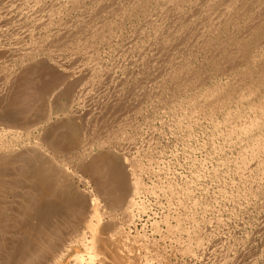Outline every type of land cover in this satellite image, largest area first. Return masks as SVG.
Returning <instances> with one entry per match:
<instances>
[{
  "label": "bare ground",
  "instance_id": "1",
  "mask_svg": "<svg viewBox=\"0 0 264 264\" xmlns=\"http://www.w3.org/2000/svg\"><path fill=\"white\" fill-rule=\"evenodd\" d=\"M5 1L6 4L4 0H0V8L6 7L7 2L8 4L10 2ZM30 1L33 0H28V2ZM53 2L55 4V1ZM17 3L15 1L14 4ZM31 5L30 8L35 7H31ZM38 6L40 7L39 4ZM27 8L25 9L27 10ZM42 8L40 7L39 10ZM8 9L7 7V11ZM60 9L68 13L64 12L65 16L74 10H77L78 13L79 10L80 18L76 19L77 29L75 32H72L74 29L70 30L75 27L69 28L72 26L70 25L72 23L68 24L70 21L53 22L55 14ZM31 10L34 11L33 8ZM39 10L38 12H41ZM42 10L48 13L49 9L44 7ZM53 10H49L51 13L48 18L44 19L45 15L41 14L44 22L36 24V26L33 24L36 28L32 30L34 32L33 36L30 35V40L25 39L28 37L26 35L23 36L24 42L20 36L25 45L23 46L21 42L22 47H19L20 44H17V49H20L21 53L15 55L16 58L12 59L13 61L10 62L11 59H7L9 47L5 48L4 42L1 43L0 38V61L4 59L9 61L5 63L6 65L3 61V67L0 65L2 67H0V264H168L166 255L163 256L154 243L141 236L133 235V231L131 232V228L135 226L136 220L140 216L139 213L144 212L147 208L145 203L139 199V194L145 185H141L142 181L140 180L142 179L140 178L143 177L136 176L140 172L136 171L138 166L135 167L134 163L136 162L129 160L124 153L119 152L121 150L116 151L112 145V140L118 137L120 132L122 133L125 126H132L136 122L138 116H134L136 119H133L129 114L135 115L137 106L139 108L138 103L142 102L137 103L134 100L137 103L136 108L134 106L136 111L131 112L133 109H128V107H132L131 103L129 105V100L135 98L133 95L138 96L143 91L145 93L146 87L141 92L139 90L142 86L135 88L136 81H134L132 83L134 90L131 91L128 86L129 90L123 89L125 83L130 79L131 74H128L130 71L125 73L127 78H123L124 75H121L123 79L120 76L118 79H114L112 75L107 78L104 76L107 67L103 68L107 64L99 63V56L97 58L95 55V58L89 56L88 52L91 51L88 50L94 48L99 42L108 43L112 40L113 26L114 28L116 26L117 29L120 28L121 31V24L124 25L125 16L134 13V16L138 14L143 16L145 18L143 21L148 19L147 23L150 24L148 25L150 29L149 35L148 32L147 35L152 41L151 46H158L159 51L158 48L154 49V52L151 50L153 54L151 53L152 55L150 54L149 57L146 56L147 58L144 57L145 66H143L148 67L147 69L150 67L151 71L155 72L156 78H160L159 89L166 93V97H164L167 98L166 102L174 99L173 104L179 106L176 109V113L179 114L178 125L182 126L186 123L185 128L190 127L193 122L199 123V117L202 116L205 121L212 124L215 132H219L216 134L217 132L215 133L212 129L215 134L212 132L210 134L212 133L214 138H216L215 135L220 134L219 137L228 140L227 142L239 144L241 152L239 157L235 156V159L237 163L239 160L241 168H244L242 164L257 158V154L264 148V0H59L58 8ZM9 11L7 15L3 14L4 10L2 12L5 21L9 18L13 20V14L11 18L8 14ZM35 11L34 15L30 13L27 18L39 22L41 20L40 13ZM108 14H113L115 23L113 20V22L109 20L112 15L110 17ZM65 16L62 17L66 18ZM17 17L19 18V15ZM72 17L69 20H73ZM74 17L77 16L74 15ZM133 18V22L130 24L134 23ZM14 20L16 19L14 18ZM42 23L44 32L36 33V29H40ZM8 27V23L7 29L1 26L4 32L6 30L7 33L12 34L15 31L17 34V26H15V30L12 26L9 27L14 30L11 29V32L10 30L8 32ZM22 28L24 29V26ZM68 28L72 33L66 32ZM83 30L89 37L87 45H85L87 38L83 39V45L78 40L79 34ZM22 32L20 35L23 34ZM118 33L113 36L116 34L118 36ZM9 35L5 36L9 37ZM21 40L19 39V43ZM87 48L89 49L87 50ZM12 49L9 55L13 51L15 52ZM54 50L59 54H63L64 51L70 52V50L75 51V54L78 55L82 52L86 56L83 57L84 60L88 56L86 61L89 62H83L82 56L79 57L81 62L76 55V61L82 63L80 66L72 65L74 58L69 60L72 64L70 62H68L70 65L64 64L62 62L66 61H62L63 59L62 62H59L60 59L58 61L53 58L52 55L56 53ZM84 50L87 51V54L83 52ZM145 52L144 49V54ZM66 53L65 55L69 54ZM90 54L93 55L92 52ZM11 56L15 57L14 54ZM194 56L199 57L198 61H195L198 62L196 64L191 59ZM132 66L130 68H135ZM133 70L131 69L132 74L138 72V70L136 72ZM110 71L106 73L111 74L112 71ZM146 72L149 75V72ZM147 73L142 74L147 75ZM115 74L117 73L115 72ZM139 74L137 75L140 76L141 74ZM133 78L136 80L135 75ZM208 79H211V83H208ZM158 87L156 91H158ZM150 90L152 89L147 91L150 92ZM150 94L152 95V93ZM141 98L140 100L143 99ZM149 99L144 100L146 102ZM161 100L159 101L161 102ZM150 102L149 104H151ZM147 105L145 106L148 108ZM190 105L194 109L188 108ZM140 106L143 105L140 104ZM145 106L143 107L146 108ZM151 106L153 107V104ZM151 106L149 105V107ZM140 110L142 111V109ZM115 125L120 131L114 129ZM255 134L258 135L257 138H253ZM212 141L214 142V140ZM251 143L254 144L251 145ZM247 146L248 148L250 146L251 151ZM263 154L262 156H264ZM259 156L261 159L259 165L264 169V158ZM150 159L153 161L152 158ZM232 159L228 158V162L224 159L225 161L223 160L222 163H229V160ZM236 160L232 162H236ZM144 170L146 169H143V172ZM242 174L241 178L247 182L248 174L246 175L244 170ZM250 178L252 177L250 176ZM256 180L251 182L253 191L256 195L259 192L264 193V177ZM152 184L154 185V183ZM254 192L253 194H255ZM171 193L173 194V192ZM214 194L216 195V193ZM219 196L222 197V195ZM178 200L180 201V199ZM260 205L257 208H260ZM234 209L236 210V208ZM257 210L259 211V209ZM262 220L264 221V219ZM163 222L166 223V221ZM171 228L172 226L168 229ZM262 232L264 233V231ZM260 234L262 235V233ZM200 238L203 239L201 236ZM195 239L197 240V238ZM200 241L201 239L199 243ZM186 248L180 249L186 251ZM227 248L229 251L232 247L228 246ZM221 250L224 249L219 251ZM228 251L226 252L228 253ZM223 252L226 257L227 253ZM225 257L224 260H227L228 258L225 259ZM221 260H223L222 256Z\"/></svg>",
  "mask_w": 264,
  "mask_h": 264
},
{
  "label": "rangeland",
  "instance_id": "2",
  "mask_svg": "<svg viewBox=\"0 0 264 264\" xmlns=\"http://www.w3.org/2000/svg\"><path fill=\"white\" fill-rule=\"evenodd\" d=\"M7 1H10V2L12 1V2L11 3L9 2V4L7 2V6L6 7H4V8L2 7L3 9L0 8V10L2 9V11H0V13H1V15H0L1 17L0 18H2L1 20L3 21L5 19L3 16L5 15V13L7 15V12L11 9V11H9L8 14L10 15V17L13 14V20L15 18L16 20H14V21L16 23L13 20H11L10 18L8 20L6 19V21L4 20L3 22H0V29H1L0 30V38L2 40L1 43L4 42L3 45L6 46V47L5 46L4 47L5 48L9 47V49L7 48L8 49L7 54L11 58L10 57L8 58V56H7V59L8 60L11 59L10 60V62H11V61L14 60V58H16L15 55H18V54L21 53V51H19L20 49H17V44L18 45L20 44L19 47H22L21 42L23 43V41L21 39L23 38V36L27 35L29 38L25 37V39L26 40H30V35L33 36V32L34 31L32 32V30H34V28H36L35 27L36 24L44 22L45 21L44 20L45 17L48 18L49 14L51 13V11L53 9H55V8L56 9L58 8L59 0L58 1L57 0H37L40 3H38L36 0H33L34 2L33 1L28 2V0H19V1L18 0H7ZM15 1H16V3L17 2L18 3L14 4ZM53 1H55V4H58V5H55ZM63 1H65V0H63ZM4 2L6 4L5 0H4ZM26 2L28 4H30V5H31V2H32L31 7L35 6V7H32L34 11L36 10L35 12H38L40 7L41 8L43 7L42 9H44V7H46V8H48L51 11L48 10V13H47V11L45 12V10H42V9L39 10V11H41V12H38V13H40L39 16H41V14H42V16L43 15H45V16H43L44 19L41 16V20H39V22H37L34 19L27 18V17H29L28 15H30V13L33 14L34 11L31 10L32 8H30V5L28 6V4ZM104 2H106V1H104ZM34 3H36V4L38 3L40 5V7L38 6V4L37 5L36 4L33 5ZM10 4H13L15 7L13 5H12L13 6L12 7ZM20 5H21V7L19 8ZM10 6H11V8H10ZM7 7L9 8L8 11H7ZM27 7H29V8H27ZM36 7H38V8H36ZM18 8L20 9L19 11L17 10ZM25 8H27V10ZM12 9L17 10V11L14 12V10H12ZM21 9H23V10H21ZM3 10H4V12H3ZM5 11H7V12H5ZM21 11L24 12V13L22 12L23 16H22V13H18V12H21ZM28 11H30V12L27 14L26 12H28ZM2 12H3L4 15H2ZM16 12H17V14H16ZM58 12H60V13L58 14ZM61 12H62V14H61ZM64 12L67 13L66 11H63V10L61 11V9L59 11H57V13H56L57 15L55 14L56 17L54 16L55 20L53 22L54 23H56V22L60 23L61 21L64 22V20H65V22L66 21H70L68 24L72 23V24H70L72 26H69V28L75 27V28H71L70 29L71 31L74 29L72 32H75V30L77 29L76 28V26H77V22L76 21L78 20V18H80L79 10H78V13H77V10H74V12L72 11L73 13L72 12L70 13L71 16H70V14L65 16V14H63ZM24 14H25V16H24ZM77 14H79V15H77ZM18 15H19V18L17 17ZM46 15H48V16H46ZM72 15H73V17H72ZM74 15L77 16V17L75 18ZM108 15L109 16L112 15V17H113L112 18L110 16L112 19L110 18L109 20H111V21L115 20L113 14H108ZM134 15L135 14L133 13V14H130L129 16H125L124 17V21H125V22L123 21L124 25L121 24L122 27L120 26L121 27V31H120V28L117 29L116 26H115V28H116L115 29L114 26H113V33L112 34L114 35L115 33L119 32L118 33L119 37L117 36V34L115 36L112 35L111 38H113V39L108 41V43L107 42L106 43L105 42L104 43L99 42V44H96V46L94 47L95 49L94 48H92V49L87 48V50L89 49L88 51H91L92 54H93V55H91L90 54L91 52L90 53L88 52L89 56L94 57V58H95V56H96V58L99 56L98 59H100V60L97 59L99 61V63L102 64V62H103V65L107 64L105 67H103V68H106V67L108 68V70H107V68L105 69L106 71L104 73L105 74L104 76H106V77L109 76L110 77L112 75L114 77V79H118L119 76H120V78L123 79L125 77V73H128L130 71L128 74L129 75L131 74L132 77L130 75V79H129L128 82L125 83V87L123 89L126 88L127 90L130 89L131 91L134 90V84H132V83H134V81H136L135 82L136 83L135 84V88H137V86H142V87H140L141 90H139V91L142 92V90H144L145 87H146V89H145L146 92L145 93L143 91V93L142 94L141 93L138 94V96L133 95L135 98L139 97L138 99H135V98L133 99L131 97L132 99L129 100V105L131 103V106L133 108L132 107H128V109L129 108L133 109V110H131V112L132 111L135 112L136 109H137L135 115L129 114V116H132L133 119H136L135 117L138 116V118L135 120L136 124L134 123L132 126L131 125L125 126V129L122 131V133L118 132L120 130H118L116 128L118 126L115 125L114 129L118 130L117 133H119V134H118V137H116L114 140H112L113 148L116 149V151L121 150L119 152L124 153L129 158V160L136 162V163H134L135 167L138 165L136 167L137 168L136 171L137 172L140 171V172L137 173L139 175H136V176L137 177L138 176L139 177H143V178H140V179H142L140 181H142V182L145 181L143 183L141 182V185L142 186L145 185V186H143L145 188H143V189L141 188L142 190H141V194H139V199L142 202L145 203V206L147 208H146V210L144 212H140L139 213L140 216H138V218L136 220V223H135L136 227L134 226V227L131 228V232L133 231L132 234L141 236L145 240L148 239L147 241L150 240L149 242L154 243V245L157 247V249L160 250L161 254H163V256L166 255L165 257L167 258V263L169 262L168 264H177V263L178 264H233V263L234 264H244V263L245 264H257V263L258 264H264V233L262 232V231H264V229H263L264 226L262 228V225H264V221L262 220V219H264V199H263L264 198V196H263L264 193L263 192H261V193L259 192V194L257 193V195H258L257 196L256 193L253 191V187L251 185L253 182L257 181L256 179L259 180V178L264 177V169H263V167H261V165H259V161H261L259 155H261L262 159L264 158V156H262V153H264V148L261 147L263 149L260 150V152L257 154V158L253 159V160L256 161V162L254 161L255 163L253 162V160L252 161L250 160L246 164H242V167H244V168H241V164H240L241 162H239V160H238V163H237V160L235 159L236 157H239L240 152H241V151H239V148H240L239 144L238 143H236V144L229 143L230 141L227 142L228 140H224V138L221 137V136L219 137L220 134L217 135V136L215 135L216 138H214L213 134H215L217 131L215 132L214 129H213L212 124L210 125L209 122L207 120L205 121V119L202 116L199 117V123L198 122H195V123L193 122L192 126H190V127L188 126L187 128H185L186 123H184L185 125H182V126L178 125L179 114L176 113V111H177L176 109L179 106L177 104L176 105L173 104L172 101L174 99H171L170 100L171 102L170 101L166 102L167 98H164V97H166V93L163 92L162 89H159L160 88V86H159L160 85L159 84V79L160 78H156L155 72L153 73V71H151L152 69L150 67H149V69H147L148 67L147 68L144 67L145 66L144 65V61H145L144 57H146V56L149 57V55L152 53V51L154 52L158 48V46H156V47L155 46H153V47L151 46L152 45V41L149 39V36H148L149 35V29H150L149 28L150 26H148V25H150V24L147 23V22H149V21H147L148 19H146V21H143V20H145V18L143 16L139 15V14L137 16H134ZM58 16H59L60 19L58 18ZM62 16H65L66 18H64ZM109 16H108V18H109ZM131 16H132V18L133 17H135V18H133L134 23L130 24V22H133ZM138 16H139V18H138ZM67 17H68V19H67ZM71 17L73 18V20L71 19L72 21L69 20ZM125 18L126 19L128 18V20H126ZM129 18H130V20H129ZM58 19H59V22H58ZM74 19H75V21H74ZM20 21L22 23L23 22L24 23L22 24ZM73 21H74V23H73ZM32 22H36V23H32ZM75 22H76V24H75ZM1 23H3V24H1ZM7 23H8V26L9 27L12 26V28L14 30L16 29L15 26L18 27V25L21 23L19 25V27L17 28L18 31L17 30L16 31H17V34H18L21 30L22 31L24 30L23 32L21 31L23 34L20 35V33H21L20 32L19 35H17L16 32L12 28H9V27H8V32H9V30H10V32L13 30L14 33L13 32H12V34L11 33H7L6 30L4 32V29L1 28V26L4 27L5 29H7ZM113 23H115V21ZM5 24H6V27H5ZM21 25H22V27L24 26V29L21 27ZM25 25H27L26 26L27 28L25 27ZM42 25H43V23L40 25V29L39 28H38V30L36 29V33L39 32V31H40V33L44 32V29H43ZM19 28H21V29H19ZM31 28H33V29H31ZM69 28L66 31L67 33L69 31ZM41 29H43V30H41ZM137 29H139V30H137ZM84 30L80 32V34H79L80 37L78 36L79 37L78 40H80L81 44L83 45L84 44V43H82V42H84L83 39L87 38V40L85 39L86 40L85 41V45H87L86 42L89 41V37H88L87 32L84 31ZM117 30H119V31L117 32ZM2 31L5 33V35H9L10 34L9 37L11 36L10 37L11 40L8 39L9 37L5 36L4 33H1ZM71 31H69V32H71ZM120 32L121 33L123 32L122 33L123 35ZM147 32H148V35H147ZM2 34H3V36H2ZM82 34H83V37H82ZM120 35H122V36H120ZM6 39H8V40H6ZM12 39H14L13 40L14 42L12 41ZM19 39L21 40L20 43H19ZM25 39H24V42H25ZM5 42H6L7 45L8 44L9 45L7 46L5 44ZM109 42H110V44H109ZM130 43L132 44V46H130L131 45ZM24 45L25 44L23 43V46ZM123 45H124V48H122ZM140 46H141V48L139 49ZM151 47H152V49H151ZM12 48L15 50V52L13 51V53H10V55H9V52H12L11 51ZM98 48H99V50H98ZM147 48L149 49V51H148ZM111 49H113V50H111ZM144 49L146 51L145 54H144ZM96 50L98 51V53H97ZM157 50L159 51V48ZM138 51H139V53H138ZM55 52L56 53L53 54L52 51H50V53L53 54L52 56H54L53 58L55 60H58V61L60 59L59 62L66 61V62H62L64 64H68V65L72 64L69 60L74 58L75 60L72 59V61H73L72 65L75 66V67L76 66L78 67V65L80 66L82 64V63H80L78 61V60H80L79 57H81V56H82L81 60H83V62L84 61L85 62H89V61H86V60H88V56L84 60L83 57L85 55L82 52H80V54H82V55L75 54V51H73V50L72 51L70 50V52H67L69 54H67L65 51L63 52V54L62 53L59 54L57 51H55ZM83 52L86 53L87 51L84 50ZM65 53L67 55H65ZM11 54L12 55L14 54L15 57H12ZM141 54L143 55V57H142ZM186 54H187V52H186ZM140 55H141L142 58L140 57ZM59 56H61V57L59 58ZM75 56L78 57V60H77L78 63H76L77 61H76V57ZM101 56L104 57V58L102 59ZM122 57H123V59H122ZM187 57H189V56H187ZM195 57L196 56L193 57L194 60H193V58H191L192 61H194V62L198 61V59H199V57H196V58ZM111 58H112V60H111ZM127 59L129 61V63H128ZM8 60H6V61H5V59L1 60L0 61V65L3 67L2 64L3 63L5 64ZM136 60H137V62H136ZM68 62H70V64ZM130 62L133 64V66H132V64ZM116 63H118L119 66ZM196 63H198V62H195V64ZM127 65H129V66H127ZM130 66L135 67V68H130ZM138 66L140 67L139 69L137 68ZM141 66H143V67L141 68ZM126 67H128V68H126ZM207 68L208 67L206 66V70H207ZM131 69H134L133 71H135V72L138 70V72H136V74H134V73L132 74L131 73ZM110 70L113 72V74H112V72ZM107 71L108 72L110 71L111 74L110 73L107 74L106 73ZM146 71L149 72V75L151 74L150 73V71H151L152 72L151 76H149ZM115 72L117 74H115ZM142 73L143 74L147 73L148 76L147 75H143ZM137 74H139L140 76H138ZM153 74L155 75V77H154ZM121 75H124L123 78L121 77ZM134 75H135L136 80H134V78H133ZM126 76H128V75H126ZM142 77L145 78V79H143ZM125 78H127V77H125ZM149 78H150V80H149ZM141 79H143V81H140ZM137 80H138V83H137ZM145 80H146V82H145ZM152 81H154V82L152 83ZM130 82H131V84H129ZM208 83H211V79L210 80L208 79ZM139 84H141V85H139ZM143 84L144 85L146 84V85L144 86ZM127 86H128L129 89L127 88ZM153 86H154V88H153ZM157 87H158V89H157L158 91H156ZM148 89H152V90L154 89V91L152 92V90H150V92H149V91H147ZM237 90H238V88H237ZM156 92H157V95L159 94L160 97L156 95ZM158 92L162 93L163 95L158 93ZM150 93H152V95ZM145 94H148V95L146 96ZM144 95H145V97H144ZM141 96H142L143 99L141 98ZM147 97H148V99L149 98L150 99H149V101H146L147 102L146 103L145 100H148V99H146ZM157 97L160 98V99H158ZM161 97L163 98L162 100H161ZM140 98L143 101L140 100ZM154 98H156V99H154ZM134 100H136L137 103L140 102V101L142 102V103H138L139 108L136 105L137 103L134 102ZM156 100H158V101H156ZM159 100H161V102ZM150 101H152V102H150ZM149 102L151 104H149ZM168 102H169V104H168ZM132 103H134L135 105L132 104ZM143 103L145 105L148 104L147 105L148 108ZM155 103H156L157 106L154 105ZM161 103H162V105H161ZM140 104L145 106L146 108H144L143 106H140ZM152 104H153V107L151 106ZM165 104H166V106H165ZM149 105L151 107H149ZM134 106H135V108L137 106V108L135 109ZM190 106L188 108L192 109L193 106L192 105H190ZM140 109H142L143 112ZM161 109H163V110H161ZM139 110H140V112H138ZM173 110H175V111H173ZM137 112H138L139 115L137 114ZM140 113H143V114H140ZM173 113L174 114L176 113V114L174 115ZM145 119H147V120H145ZM140 123H141V125H140ZM196 123L198 124L197 126H196ZM134 125H136V126H134ZM187 125H189V124H187ZM212 129H213V131L215 133L212 132ZM116 130H114V132H116ZM210 132H212L213 134L212 133L210 134ZM218 133L219 132H217L216 134H218ZM210 135H212V136H210ZM256 136H258V135L255 134L253 136V138H255ZM209 139L211 140V143H210ZM115 140H116V142H114ZM212 140H214V142ZM212 143L214 144L213 146H212ZM217 143H218L219 147L217 146ZM221 143H223V144H221ZM224 143H226V144L224 145ZM227 143H229L230 145L227 144ZM253 144L254 143H251V145H253ZM250 146H249V148H250ZM228 148H229V150H228ZM247 148H248V146H247ZM214 149H216V150H214ZM240 150H241V148H240ZM249 150L251 151V148ZM147 153H149V154H147ZM150 158H152L153 161ZM228 158L229 159L233 158V159L229 160V163H226V162L222 163L224 159L228 162ZM148 160H149V162H148ZM234 160H236V162H232ZM222 164H223V166H222ZM249 164H250V167H249ZM226 165H227V167L229 165L230 168L228 167V169H226L227 168ZM145 166H146V168H145ZM151 166H152V168H151ZM236 166H237V168H236ZM139 167H140V169L142 171L139 169ZM248 168L250 169V171L252 169L254 170V168H255V170L254 171L252 170L250 172ZM258 168L261 169V170L258 171L259 170ZM143 169H146V170H144V172H143ZM150 169H152V170H150ZM237 169L239 171V174H238V171H236ZM157 170H159V171H157ZM243 170H244V173L246 175L248 174L247 175V179L248 180L246 179L247 182L245 181L247 184L244 182L243 178H241V174L243 173ZM233 171H235V172H233ZM261 171H263V172H261ZM226 172H228V173H226ZM252 172L255 173L256 175H254ZM198 173H200V174H198ZM257 173L259 174V176H258ZM228 174H229V176H227ZM250 176L253 179L250 178ZM230 181H231V183H230ZM249 182H250V185H249ZM152 183H154V185ZM157 186H158V188H156ZM221 188L222 189L224 188L223 189L224 191ZM153 190H154V193H153ZM251 190L255 194H253V192ZM148 191H149V193H148ZM169 192L170 193L173 192V194L172 193L170 194ZM226 192H227V194H226ZM214 193H216V195ZM234 193L235 194L239 193L238 194L239 197H238V195L235 196ZM166 194H167V196H166ZM219 195H222V197L220 198ZM170 197H172V198H170ZM260 197H262V198H260ZM246 198H248L247 201H245ZM178 199H180V201ZM260 199H262L261 200V205H260ZM224 202H225V205H224ZM247 203L250 204V205H248ZM262 204H263V206H262ZM259 205H260V208H257V206L259 207ZM185 207H186V209H185ZM237 207L240 208V209H238ZM234 208H236V210ZM256 208L259 209V211ZM187 211H188V213H187ZM257 215L260 216V217L258 218ZM176 217L177 218L179 217L178 220H180V221H178ZM181 219L184 220V221H182ZM153 221L156 222V223L154 224ZM163 221H166V223H169V224H166ZM170 225L172 226V228H171L172 230L168 229V228L171 227ZM257 225H259V226H257ZM198 227H199V229H198ZM176 228H180V229H176ZM190 228L192 230H194V231H192ZM201 228H202V230H201ZM255 228H256V230H255ZM169 230H171V231H169ZM177 230H179V231H177ZM136 231H138V232H136ZM173 231H175V232H173ZM185 231L186 232L188 231V233H186ZM258 231H260V232H258ZM191 232H194V233L191 234ZM200 232H202V233H200ZM260 233H262V235ZM199 234H201V235H199ZM205 235H207V236H205ZM212 235H214V236H212ZM200 236L203 237V239L200 238ZM195 238H197V240ZM198 238L201 239L200 243H199L200 239L198 240ZM219 238H221V239H219ZM180 240H181V242L182 241H184V242L181 243ZM246 240H248V241H246ZM189 242H190V244H189ZM242 242H243V245H242ZM217 243H218V245H217ZM199 244H201V245H199ZM210 244H211V246H208ZM230 244H232V245H230ZM226 245H227V247L230 246L233 249L230 248L229 251H228V248L226 247ZM190 246H191V248H190ZM218 246H220V247H218ZM180 248L181 249L182 248H184V249L186 248V251L184 249L181 250ZM188 249H191V250H188ZM220 249H224V250L219 251ZM187 251H189V252H187ZM223 251H225V253H227L226 251H228L226 257H225V254H224ZM221 253H223V254H221ZM234 255H236V256H234ZM243 255H245V256H243ZM221 256H222L223 260H224V257H225V259L228 258L229 260L227 259V260L223 261V260H221ZM175 258H176V260H175ZM239 258H241V259H239ZM170 261H171V263H170ZM211 261H212V263H211ZM255 262H257V263H255Z\"/></svg>",
  "mask_w": 264,
  "mask_h": 264
}]
</instances>
